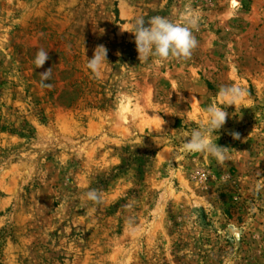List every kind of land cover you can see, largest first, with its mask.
<instances>
[{
	"label": "rangeland",
	"instance_id": "374dc122",
	"mask_svg": "<svg viewBox=\"0 0 264 264\" xmlns=\"http://www.w3.org/2000/svg\"><path fill=\"white\" fill-rule=\"evenodd\" d=\"M189 11L191 58L140 62L135 18ZM229 84L221 166L181 137ZM0 264H264V0H0Z\"/></svg>",
	"mask_w": 264,
	"mask_h": 264
},
{
	"label": "clouds",
	"instance_id": "9594fccd",
	"mask_svg": "<svg viewBox=\"0 0 264 264\" xmlns=\"http://www.w3.org/2000/svg\"><path fill=\"white\" fill-rule=\"evenodd\" d=\"M238 0H230V5H236ZM199 16L189 11L183 18V22L173 21L164 16H153L147 21L141 16L137 17L133 23V30L128 31L134 34V42L138 59L140 62H147L150 57L158 58L160 61L187 60L191 58L193 51L198 46V41L193 34L198 31ZM49 59V54L44 49H39L34 63L38 68H42ZM107 62V49L103 45L96 47L93 58L87 59V67L95 74L99 75L101 66ZM52 68H48L40 73L41 86L51 88L47 83L51 79ZM245 90L236 84L222 85L218 95L226 101V107L209 104L204 110L207 114V123L200 124L181 137L182 148L189 153H202L215 158L221 166L228 160L227 147L218 146L217 139H213V134L220 130L227 122L229 113L227 107L235 106L245 96ZM163 121V120H162ZM164 124V121L162 125ZM233 139H240L238 132L231 133ZM86 198L94 204L103 202L102 193L97 189H91L86 194Z\"/></svg>",
	"mask_w": 264,
	"mask_h": 264
}]
</instances>
